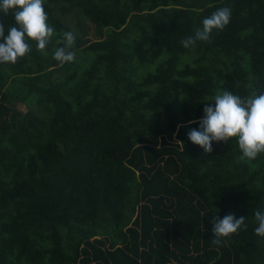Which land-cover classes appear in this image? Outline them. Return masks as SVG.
<instances>
[{"label":"trees","instance_id":"1","mask_svg":"<svg viewBox=\"0 0 264 264\" xmlns=\"http://www.w3.org/2000/svg\"><path fill=\"white\" fill-rule=\"evenodd\" d=\"M230 23L180 41L221 6ZM55 32L0 65V264H264V153H205L220 90L264 91V0H44ZM15 23L0 12L5 32ZM72 30L76 59L52 51ZM23 102L28 108L17 106ZM246 216L213 243L212 219Z\"/></svg>","mask_w":264,"mask_h":264},{"label":"clouds","instance_id":"2","mask_svg":"<svg viewBox=\"0 0 264 264\" xmlns=\"http://www.w3.org/2000/svg\"><path fill=\"white\" fill-rule=\"evenodd\" d=\"M12 12L15 23L5 32L0 24V65L15 64L19 58L31 51L34 42L38 50L46 51L54 35V26L49 23L44 0H0V12ZM232 9L229 6L216 8L205 16L194 33L183 38L180 43L184 48L194 47L198 41H209L215 31L223 30L231 20ZM77 39L72 30L62 34L63 45L52 51L54 60L64 64L76 59L71 50ZM205 101L203 115L198 120L189 121L197 124L187 131L188 140L199 146L203 152L213 151L214 142H227L235 138L240 151V159L246 162L255 160L264 153V91H252L241 95L231 90H220ZM246 216L236 217L227 213L222 218L212 219L213 243L220 245L223 238H230L241 228H247ZM257 226L253 232L264 238V209L254 212Z\"/></svg>","mask_w":264,"mask_h":264},{"label":"rangeland","instance_id":"3","mask_svg":"<svg viewBox=\"0 0 264 264\" xmlns=\"http://www.w3.org/2000/svg\"><path fill=\"white\" fill-rule=\"evenodd\" d=\"M17 106H18L20 109H22L23 111H25V110L28 108V106H26V104L23 103V102H18V103H17Z\"/></svg>","mask_w":264,"mask_h":264}]
</instances>
